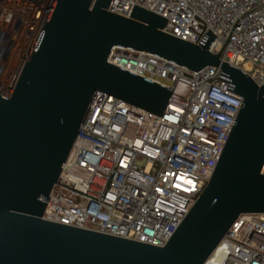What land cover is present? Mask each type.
I'll list each match as a JSON object with an SVG mask.
<instances>
[{"label": "water", "instance_id": "obj_1", "mask_svg": "<svg viewBox=\"0 0 264 264\" xmlns=\"http://www.w3.org/2000/svg\"><path fill=\"white\" fill-rule=\"evenodd\" d=\"M112 0H54L9 96L0 94V264H204L244 214L264 215V85L199 45L164 33L167 20ZM227 44V43H226ZM115 48L157 55L198 72L220 69L244 99L218 165L164 247L43 220L93 97L105 93L163 116L172 90L108 63Z\"/></svg>", "mask_w": 264, "mask_h": 264}, {"label": "built area", "instance_id": "obj_2", "mask_svg": "<svg viewBox=\"0 0 264 264\" xmlns=\"http://www.w3.org/2000/svg\"><path fill=\"white\" fill-rule=\"evenodd\" d=\"M53 2L0 0L1 95L15 90ZM135 5L186 42L210 30V52L226 45L222 59L264 85V0H112L108 11L130 18ZM108 63L172 90L168 106L161 117L97 92L42 219L164 247L210 181L244 99L215 67L193 72L124 48ZM204 264H264V215H241Z\"/></svg>", "mask_w": 264, "mask_h": 264}]
</instances>
